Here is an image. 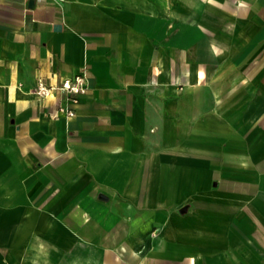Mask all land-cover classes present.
Instances as JSON below:
<instances>
[{"label":"crops","instance_id":"crops-1","mask_svg":"<svg viewBox=\"0 0 264 264\" xmlns=\"http://www.w3.org/2000/svg\"><path fill=\"white\" fill-rule=\"evenodd\" d=\"M0 264H264V0H0Z\"/></svg>","mask_w":264,"mask_h":264},{"label":"built area","instance_id":"built-area-1","mask_svg":"<svg viewBox=\"0 0 264 264\" xmlns=\"http://www.w3.org/2000/svg\"><path fill=\"white\" fill-rule=\"evenodd\" d=\"M87 88V74L82 72L74 78H66L60 85H48L44 81L39 80L33 91L40 96H50L56 91H60L66 94L71 102L75 103L78 101L79 95L85 93ZM59 111L66 113L68 116L74 114V110L71 107L63 104L59 106Z\"/></svg>","mask_w":264,"mask_h":264},{"label":"rangeland","instance_id":"rangeland-1","mask_svg":"<svg viewBox=\"0 0 264 264\" xmlns=\"http://www.w3.org/2000/svg\"><path fill=\"white\" fill-rule=\"evenodd\" d=\"M238 73H239L238 70H236V71L230 70V72H229V74H231V75L238 74Z\"/></svg>","mask_w":264,"mask_h":264}]
</instances>
